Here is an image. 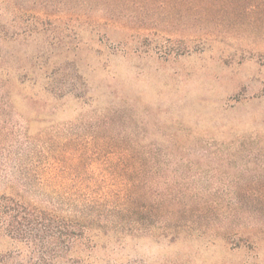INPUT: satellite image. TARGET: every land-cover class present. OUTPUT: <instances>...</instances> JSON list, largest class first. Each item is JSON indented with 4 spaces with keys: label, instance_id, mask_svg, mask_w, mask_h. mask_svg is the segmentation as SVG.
Listing matches in <instances>:
<instances>
[{
    "label": "rangeland",
    "instance_id": "374dc122",
    "mask_svg": "<svg viewBox=\"0 0 264 264\" xmlns=\"http://www.w3.org/2000/svg\"><path fill=\"white\" fill-rule=\"evenodd\" d=\"M30 212L59 264H264V0H0V264Z\"/></svg>",
    "mask_w": 264,
    "mask_h": 264
},
{
    "label": "trees",
    "instance_id": "16d2710c",
    "mask_svg": "<svg viewBox=\"0 0 264 264\" xmlns=\"http://www.w3.org/2000/svg\"><path fill=\"white\" fill-rule=\"evenodd\" d=\"M4 206L5 208L8 207V205ZM15 210L16 209L14 208V212ZM23 210L26 211L27 209L23 208ZM8 212V210L5 211L6 216H8ZM30 213L32 214L29 216L31 219L28 220L30 221L28 222V225L33 229L38 230L34 237L39 241V244L42 245V247L47 249L51 256L49 264H59L61 260L65 259V253L67 254L71 251L84 231L78 233V229L75 228V225H73L71 221L51 218L44 213ZM19 215L20 212H15L11 213L10 217L13 218L14 222L21 224L22 221H19L18 219Z\"/></svg>",
    "mask_w": 264,
    "mask_h": 264
}]
</instances>
